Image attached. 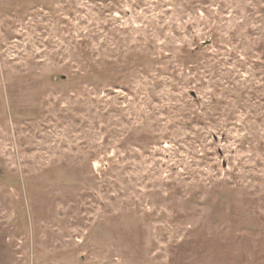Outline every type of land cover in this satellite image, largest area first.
I'll return each mask as SVG.
<instances>
[{
  "label": "rangeland",
  "instance_id": "rangeland-1",
  "mask_svg": "<svg viewBox=\"0 0 264 264\" xmlns=\"http://www.w3.org/2000/svg\"><path fill=\"white\" fill-rule=\"evenodd\" d=\"M0 264H264V0H0Z\"/></svg>",
  "mask_w": 264,
  "mask_h": 264
}]
</instances>
